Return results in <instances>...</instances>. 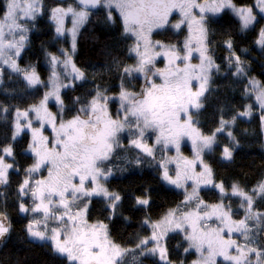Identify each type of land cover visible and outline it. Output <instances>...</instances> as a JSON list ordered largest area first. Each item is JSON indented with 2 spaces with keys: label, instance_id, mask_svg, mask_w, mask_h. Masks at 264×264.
<instances>
[{
  "label": "snow or ice",
  "instance_id": "6c2138e0",
  "mask_svg": "<svg viewBox=\"0 0 264 264\" xmlns=\"http://www.w3.org/2000/svg\"><path fill=\"white\" fill-rule=\"evenodd\" d=\"M174 9L180 19L172 23ZM97 13L105 37H94L100 60L81 67L80 30ZM45 17L54 25V35L34 50L32 36L42 32ZM185 25L182 41L152 39L153 34H179ZM66 36L68 47L49 50ZM214 44L225 54L217 56ZM253 51L259 56H252ZM161 56L163 68L156 67ZM157 77L162 83L155 82ZM236 91L251 103H230L226 93ZM0 93L5 114L0 117L5 125L0 185L10 183L9 169L23 172L15 207L27 220L22 226L26 237L52 257L45 264H125L129 256L132 264H143L141 258L183 264L172 259L175 249L168 247L169 233L181 231L187 233L184 252L195 248L200 254L192 264H217V257L228 264H264V162L258 172L241 167L229 178L214 167L217 160L236 162L248 134L236 130L243 118L258 116L264 152V0H76L75 5L2 0ZM46 128L51 136L44 135ZM25 129L31 138L22 151L33 159L27 167L16 160L17 138ZM151 135L155 139L149 143ZM185 138L191 141V158L181 151ZM169 146L174 156L162 154ZM45 168L47 175L36 178ZM146 168L172 186L169 191L179 189L183 195L156 220L148 211L154 202L150 184L113 187L117 178ZM202 186L216 193L215 202L201 196ZM97 200L109 222L122 218L131 223L130 216L118 212L126 201L130 211L145 210L142 232L117 243L108 223L90 221ZM7 208L8 202L0 201V247L13 231Z\"/></svg>",
  "mask_w": 264,
  "mask_h": 264
},
{
  "label": "trees",
  "instance_id": "16d2710c",
  "mask_svg": "<svg viewBox=\"0 0 264 264\" xmlns=\"http://www.w3.org/2000/svg\"><path fill=\"white\" fill-rule=\"evenodd\" d=\"M48 5H54L57 3V0H46ZM100 15L91 16L90 22L85 24L81 28V35L79 37V46L77 52V62L81 67H85L92 63H97L100 60L99 56V47L100 45L95 42L94 37L99 34L101 40H103L104 33L101 31L99 25L96 23L97 17ZM42 29L41 33H34L32 36L33 40V49H37L40 43V40H51V37L54 35V25L48 21L47 17L44 18V22L39 25ZM213 29H216V25H211ZM156 35V34H155ZM184 32L181 31L179 34L173 32L163 33L162 35H156L159 39H162V36H167L171 41L175 42L182 38ZM215 40L218 42L219 36L215 37ZM128 44L132 43V40L127 41ZM245 43V46H247ZM59 43H51L49 45V50L56 52L59 48ZM216 55L220 56L225 54L222 47H219L218 44H214ZM32 53L26 54L25 60H27ZM252 56H259L258 51H253ZM34 58V57H33ZM133 61L128 60L127 63L131 64ZM42 68L41 70L46 69V65H43V59L41 58ZM91 70V69H89ZM259 71L257 67V72ZM256 72L253 73L255 75ZM135 82V81H134ZM221 82V81H218ZM142 84V79H140ZM9 87H15L14 84L9 82ZM223 95V94H222ZM227 100L234 104L238 105L240 103H251L250 100H242L239 91L235 93L227 92ZM4 96L0 93V99H3ZM15 103L16 101L13 100ZM29 102H31L29 98ZM211 110H209L210 112ZM5 115L0 112V117ZM209 113H205V116H208ZM210 126V121L208 122ZM5 125L2 120H0V132L4 131ZM247 130V135L242 137V143L244 147L237 150L236 162L230 164L225 161H214V167L217 170L219 176L224 178H229L237 173V171L243 167L245 170H255L259 171L258 166L264 162V152L260 148V135H259V118L254 116L251 121H248L247 118H243L237 126V133H241L242 130ZM223 139V138H221ZM27 142H29V135L27 133H22L20 137L17 138L16 150L20 152V155L16 156V160L20 162V165L23 167L29 166L32 162V155L28 152H23L22 149L27 147ZM219 156V151L216 153ZM23 177L22 171H17L16 168H13L9 173L10 183L8 185H3L0 191V201L6 200L8 202V214L13 224V231L11 237L6 244L0 247V264H15L17 260L21 261L22 264H45L46 261H51L52 257L50 254L45 251L44 247L40 245L39 242H30L26 237L25 232L23 231V224H25L26 218L24 214H21L17 211L15 207L16 197H17V184L18 181ZM135 184H150L153 188V204L151 209L148 210L152 216V219L160 218L163 213L179 204L183 195H180V191L176 189H171L169 186L164 184L162 181L156 178L155 173L146 168L142 173L135 174L131 177L125 179H119L113 181L114 188H129ZM139 194V193H137ZM201 196L208 201H216V193L209 188L202 190ZM103 203L100 201H95L94 207L92 209L90 221H95L96 219H103L105 223L109 224L112 238L116 240L117 243L125 242L130 235L135 232H142L139 226V222L145 216V210L139 211H130L128 207V202L126 201L124 206L121 209H118V212L122 211L124 216L131 217V223H125L124 220L116 219L113 222H109L105 219L107 213L102 211ZM180 245L177 249L176 246ZM169 249H175L172 253V259L174 261H182L183 264L188 263L190 260L195 258L193 251L189 250L188 253L184 252V248H187L185 241L182 239V235L179 233H174L169 235L168 239ZM143 264H152L151 259L141 258ZM125 264H132V258L126 257ZM222 264V263H219Z\"/></svg>",
  "mask_w": 264,
  "mask_h": 264
},
{
  "label": "rangeland",
  "instance_id": "374dc122",
  "mask_svg": "<svg viewBox=\"0 0 264 264\" xmlns=\"http://www.w3.org/2000/svg\"><path fill=\"white\" fill-rule=\"evenodd\" d=\"M0 2H2V0H0ZM67 2H68V3H72L73 5H75L76 0H67ZM116 14L118 15V13H116ZM169 19H170V21H171L172 23H175L176 21H178V20L180 19V13H179V10H178V9H174L173 12H172V14L170 15ZM65 26H66L67 28H69V29L72 27V23H71V19H70V18H67ZM182 27H183L184 35L182 36V38L179 39L180 41H182V40L184 39V37L187 35V27H186V25H185V26H182ZM173 33H175V32H173ZM152 39H153V40H158L159 38H158L155 34H153ZM68 40H70V36H66L65 39L60 40V41H59V45H58L59 48H60V47H65V48L68 47L69 44H68V42H66V41H68ZM171 42H173V41H171ZM175 42H176V41H175ZM175 42H173V43H175ZM194 55H195V54H194ZM165 62H166V61L164 60V58H163L162 56H161V57H158V58H157V62H156V67L163 68L164 65H165ZM132 63H134V61H133ZM193 63H198V60H197V59H194V60H193ZM141 79H142V78H141ZM155 82L158 83V84H159V83H162L161 79L158 78V77L156 78ZM142 83H143V79H142ZM49 107H50V110L53 111V112H55V111L57 110L56 107H55V103H54V101H50V103H49ZM36 126H38V125H36ZM23 133H27V135H29V141H30V138H31V132H30V130L25 129V131H24ZM21 134H22V133H21ZM51 134H52V133H51V129H50V128H46V130L44 131V135H46V136H51ZM19 137H20V136H19ZM154 139H155V136H154V135H151V137H150V139H149V143L154 142ZM161 147H162V146H158V148H161ZM181 151H182V153H183L184 156L189 157V158L192 157V146H191V141H190L189 139L185 138V139L182 141ZM28 153H30V152H28ZM30 154H31V153H30ZM160 154H161V153L158 152V154H157V158H159ZM162 154L165 155V156H174L176 153H175V149H174L172 146H169V149L166 150V151H164ZM8 162H9V163H12V158H11V157L8 158ZM11 170H12V169H9V173H10ZM41 175H44V176L47 175V170H46V168L43 169V170L41 171V173L37 174L36 178H40ZM166 185H167V184H166ZM167 186H169L170 188H172V186H170V185H167ZM206 188H209V187L202 186V187H201V192H202V190H204V189H206ZM176 190L181 191V190H179V189H176ZM189 190H191V189H189ZM200 194H201V193H200ZM182 200H183V196H182L181 201H182ZM181 201H180V202H181ZM206 201H207L208 203H213V202L208 201V200H206ZM180 202H179V203H180ZM176 206H177V205H176ZM176 206H173L172 208H175ZM192 207L194 208L195 205H192ZM166 211H167V210H166ZM166 211H165V212H166ZM165 212H164V213H165ZM164 213H163V214H164ZM158 219H159V218H158ZM154 220H156V219H154ZM26 221H27V220H26ZM91 222H93V221H91ZM213 226H215V224H213ZM189 231H190V229H189ZM174 233H179L180 235H182V239L185 241V245H186V247H188V242L185 240V236L187 235V233H184V232H182V231H181V232H170L169 235H170V234H174ZM233 239H237V240H240L241 242H243V238L240 237L239 234H233ZM189 250H191V251L194 252V254H195V258L192 259V260H190V261H189L188 263H186V264H192V262L198 260V259H199V256H200V254L195 250V248H191V249H189ZM216 261H217V264H219V263H222V264H228V262L224 261L223 257H217V258H216Z\"/></svg>",
  "mask_w": 264,
  "mask_h": 264
},
{
  "label": "water",
  "instance_id": "95a60500",
  "mask_svg": "<svg viewBox=\"0 0 264 264\" xmlns=\"http://www.w3.org/2000/svg\"><path fill=\"white\" fill-rule=\"evenodd\" d=\"M2 186H3V185H0V191H1Z\"/></svg>",
  "mask_w": 264,
  "mask_h": 264
},
{
  "label": "flooded vegetation",
  "instance_id": "af4514ba",
  "mask_svg": "<svg viewBox=\"0 0 264 264\" xmlns=\"http://www.w3.org/2000/svg\"><path fill=\"white\" fill-rule=\"evenodd\" d=\"M67 20V19H66ZM65 24H66V21H65Z\"/></svg>",
  "mask_w": 264,
  "mask_h": 264
}]
</instances>
